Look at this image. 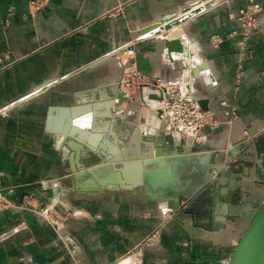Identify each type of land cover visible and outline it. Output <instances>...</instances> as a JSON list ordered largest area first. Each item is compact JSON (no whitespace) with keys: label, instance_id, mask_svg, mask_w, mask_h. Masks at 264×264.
<instances>
[{"label":"crops","instance_id":"0c3cea01","mask_svg":"<svg viewBox=\"0 0 264 264\" xmlns=\"http://www.w3.org/2000/svg\"><path fill=\"white\" fill-rule=\"evenodd\" d=\"M29 1L0 0V110L33 96L0 117V190L9 202L0 206V237L22 222L29 226L0 241V264H116L156 232L154 244L144 247L142 264L227 263L264 201V0H257L263 7L262 28L249 41L253 56L243 64L239 85L240 38L231 36L239 25L232 15L247 0H219L185 27L198 44L194 49L199 61L191 65L194 97L220 121L204 131L197 145L218 150L224 158L219 163L228 171L215 203L208 199L198 213L183 209L167 220L170 203L148 198L143 187L137 193L116 188L78 193L75 185L84 183L76 176L101 162L99 151L112 155L115 146L124 160L114 176L120 170L125 181H142L141 159L150 157V150L153 156V145L135 132L130 135V123L113 114L119 92L116 64L101 59L138 41L165 18L195 10L203 0H49L36 16L29 12ZM10 6L17 12L5 28ZM119 6L123 16L105 17ZM180 31L170 36L177 38ZM216 34L226 37L218 49L210 43ZM164 52L163 39L141 40L135 63L152 79L177 83L185 58L176 54L166 63ZM161 137L153 140V157L158 149L165 153L174 147L173 139L171 143ZM183 143L186 147L191 142ZM234 150L235 157L227 158ZM233 181L238 185L231 202ZM54 199H66L70 207L62 212H73L65 222L64 239L37 215V206Z\"/></svg>","mask_w":264,"mask_h":264},{"label":"rangeland","instance_id":"374dc122","mask_svg":"<svg viewBox=\"0 0 264 264\" xmlns=\"http://www.w3.org/2000/svg\"><path fill=\"white\" fill-rule=\"evenodd\" d=\"M48 1L49 0H30L28 4L30 14H32V16H36L40 14L48 5ZM218 2L219 0H203L200 6L196 8L197 10L188 9L182 14L179 15L175 14L173 16H169L168 18H165L161 22H158V24H154L151 28H149V30L145 33V35L139 38L138 41H134V43L132 44L118 47L101 59L102 63L107 62L109 60H114L115 61L114 64H116V69L114 71L118 76L117 89L119 92L117 93V96H115V99L118 102V104L113 109V114L117 115L118 119L122 118L126 122L130 123V125H126V129L129 132V134L131 135L133 132H135L133 135L135 136L139 135L144 137L145 141L148 140L149 146L155 145L153 143L154 138L156 139L157 142H159L160 138H162L161 136L167 137L166 142L172 143V139H173V136H171L172 132L169 131L168 126H165L164 121H162L163 117H165L163 113L162 101L164 99V93H166L167 90L169 91L170 89H172L176 83L173 82L164 83L163 82L164 80H162V78L152 79L146 76L143 72H141V70L137 67L135 63L136 44L141 40H147L149 38H154V37H159L163 39L165 44V42L168 40L176 39L170 36V33L172 31H175L176 29H181L182 33L177 38L182 40L183 44L186 46L185 53L180 54L183 55L184 58H187L188 60V61L186 59L182 60L184 63L183 75H186V72L189 69L190 64L193 65V63L195 64V62H198L199 60H197V57L195 56V54L198 52H195L194 49V47H196V50H198L197 49L198 44L197 42L192 40L190 36H188V34L185 31V27L191 19L201 15L206 11L213 9V7H215L218 4ZM121 7L122 6H119V8H117L116 10L109 12L108 14H106L105 17L118 18L120 16H123L124 9H121ZM241 11H244V13L242 14ZM16 12L17 9L15 6H10L8 8L4 19L5 28H9L11 26L12 20L16 15ZM262 14H263V7L257 0H247L246 4L239 9L238 13L232 15V18L237 20L238 22L239 32L234 31L231 34V36L234 37L239 36L240 38L238 45L240 49V53H239L240 58L241 57L243 58V62H242L243 67H244L243 64L246 62V60L252 58L253 56V50L249 47L250 46L249 41L252 38L253 34L262 28V20H261ZM172 23H174L175 26L170 30H167L166 26ZM215 38L223 40L224 43L226 37L216 34L210 38V43L212 47L218 49L223 43L220 44V46L217 48L214 47L212 44V40ZM164 54H165L164 62L167 63L168 61L169 62L174 61L173 57H170L168 55L166 49ZM174 55L176 54H172V56ZM7 57L8 54H6V58ZM240 65H241V61L239 62V66ZM241 72L238 70L237 85L241 83V81L238 82V80H242ZM145 86H149L147 88H150L152 90L158 88L160 94L159 97L162 100L160 101V99H158L159 100L158 103H154V104L145 102V99L142 94V88ZM162 87H165L166 89L164 90L165 92L161 89ZM32 97L26 96L24 99L22 98L21 100H19V102H17L13 106L11 105L4 110H0V117L10 115L15 108L25 105ZM122 106L123 108L121 109L120 107ZM154 107L157 108V111ZM158 111L162 112L161 118L157 114ZM233 117L234 118L237 117L236 111H233ZM215 118L219 125L220 121L218 120L217 117ZM218 125H216L215 127L209 126L207 129L216 128ZM139 131H141V133H139ZM176 140H179V138H177ZM219 159L224 160V158H219ZM122 165L121 168H123ZM50 183L52 184L49 185L54 184L53 182ZM67 184H69L68 181ZM68 203L69 202H67L66 199L61 201L54 199V201H52L51 203L47 205L37 206L36 208L37 215L43 218L47 223H49L56 232V234L60 236L61 239H64L65 222L67 221L68 217L73 213L72 211L62 212L65 209L67 210L69 209L70 206ZM3 205H9V202L3 196L2 191L0 190V206ZM169 205H170L169 209L165 210L164 213V217L166 220L174 217L180 210H183L185 206H187V204L186 205L180 204L179 206L178 205L176 206L174 204H169ZM18 226L24 228L23 231L21 232L27 231L29 229V226L26 222H22L19 225L15 226L14 228ZM11 231L1 235V237L10 233ZM17 234H13V235H17ZM157 235L158 233L156 232L151 238L146 239L135 251H133V253L129 254L128 256H123L122 258H119L116 264H142L144 258V247L147 245L154 244Z\"/></svg>","mask_w":264,"mask_h":264},{"label":"water","instance_id":"95a60500","mask_svg":"<svg viewBox=\"0 0 264 264\" xmlns=\"http://www.w3.org/2000/svg\"><path fill=\"white\" fill-rule=\"evenodd\" d=\"M174 26V23L168 24L166 29L170 30ZM164 46L170 57L172 54L185 53L186 46L178 38L166 41ZM145 87L142 88V94ZM161 89L166 90L165 87ZM157 114L160 118L162 117L161 111H158ZM103 148L106 149V146ZM217 151L215 149L203 150L196 143H190L184 147L183 142L175 141L173 149L165 153L158 149L156 157L146 158L142 162V181L140 183L125 181L124 173L120 170H117L115 174L117 181L103 183L98 180L94 172L91 171L93 167L104 161H114L113 164L120 162L114 156L99 151L101 162L91 168H85L86 170L76 176L84 184L75 185L74 191L92 194L103 191L105 188H116L132 190L137 193L139 188L143 187L148 198L152 200L167 202L176 206L187 201L188 204L184 211L198 213L197 210L201 209L206 200L211 199L213 203L218 200V188L222 184V175L228 171V167L226 168L224 164L219 163V152ZM235 155L236 151H232L228 153L227 158L233 159ZM214 169L218 171L217 175L213 174ZM245 169L247 171L248 168L245 167ZM68 177H72L71 174ZM71 180H75V178L73 177ZM237 185L235 181L230 185L229 197L231 202ZM229 264H264V201L241 235L231 254Z\"/></svg>","mask_w":264,"mask_h":264},{"label":"built area","instance_id":"2783aa9c","mask_svg":"<svg viewBox=\"0 0 264 264\" xmlns=\"http://www.w3.org/2000/svg\"><path fill=\"white\" fill-rule=\"evenodd\" d=\"M241 13L243 14L244 11H241ZM222 43L223 40L218 38L212 40V44L216 48ZM185 59L187 60V58ZM240 61L239 71L241 72L243 69L242 57ZM191 65L186 75H183L172 89L164 93L162 102L165 117H163L162 121H164L165 126H168L169 131L172 132L171 136H173L175 141L200 144L204 138V131L209 126L215 127L218 123L215 115L210 111L203 110L194 97L192 91L194 79H191ZM240 81L238 80V82ZM177 138L179 140H176ZM23 229L21 226L14 228L10 233L2 236L0 241L13 234L20 233ZM225 264H229V262Z\"/></svg>","mask_w":264,"mask_h":264},{"label":"bare ground","instance_id":"6f19581e","mask_svg":"<svg viewBox=\"0 0 264 264\" xmlns=\"http://www.w3.org/2000/svg\"><path fill=\"white\" fill-rule=\"evenodd\" d=\"M180 33H182L181 31H180ZM160 94H159V90L158 89H155V90H152V89H150V88H147V87H145V89H144V92H143V97H144V99H145V102H147V103H158V99H160ZM162 99H160V101H161ZM102 105V104H101ZM103 105H106V103L105 104H103ZM111 106V105H110ZM97 107V106H96ZM101 108V107H100ZM103 108V107H102ZM102 108H101V110H102ZM105 108H106V106H105ZM155 109H156V111H157V108L156 107H154ZM92 110V109H91ZM90 110V111H91ZM96 110V109H95ZM94 110V111H95ZM97 110H98V108H97ZM54 111V110H53ZM81 111V110H80ZM90 111H88V112H90ZM67 112V111H66ZM77 112V111H76ZM79 112V111H78ZM92 112V111H91ZM97 112V111H96ZM105 112V111H104ZM103 112V113H104ZM106 112H108V111H106ZM105 112V113H106ZM164 112V111H163ZM64 113V112H63ZM81 113V112H80ZM100 113V112H99ZM98 113V114H99ZM104 113V114H105ZM162 113V112H161ZM69 114H70V112H69ZM76 114V113H75ZM81 114H83V113H81ZM85 114V113H84ZM83 114V115H84ZM101 114H102V112H101ZM100 114V115H101ZM108 114V113H107ZM95 116H96V113L94 114ZM165 115V114H164ZM70 116V115H69ZM78 116H79V114H78ZM98 116V115H97ZM75 117H76V115H75ZM99 117V116H98ZM101 117V116H100ZM105 117V116H104ZM55 118H56V113H55V111L54 112H52L51 114H50V128L51 129H53V127H54V123H55ZM102 118V117H101ZM86 120V119H85ZM106 125V124H105ZM57 127V126H56ZM58 128H59V126H58ZM73 129V128H72ZM66 130H67V128H66ZM54 131V130H53ZM95 131H97V129L95 130ZM74 132H80L81 134H84V132L81 130H78L77 128H75L74 129ZM139 133H141V131H139ZM71 135V134H70ZM83 137V136H82ZM83 141V140H82ZM89 143V142H88ZM154 143V142H153ZM88 145H90V144H88ZM234 151H236V150H234ZM110 152H111V154H112V156H114V158H116L117 160H119L120 162H119V164H113L114 163V161H112V162H103V163H101L100 165H98V166H96V167H94V168H92V172H94V174H95V176L98 178V180H100L101 182H105V183H109V182H113V181H115L116 180V178H115V176H114V174H113V170L114 169H116V165H121V163H123V154L114 146V147H111V149H110ZM149 155H150V157H152L151 156V150L149 151ZM155 155V145L153 146V156ZM147 158H149V157H147ZM146 158H144V159H141V161L143 162L144 160H145ZM142 168H143V164H142ZM76 172V171H75ZM79 175V174H78ZM111 180V181H110ZM117 181V180H116ZM77 182V181H76ZM230 260H228V262H229Z\"/></svg>","mask_w":264,"mask_h":264}]
</instances>
